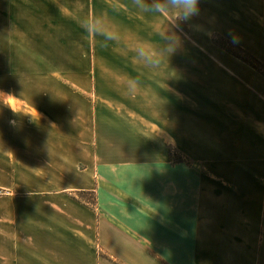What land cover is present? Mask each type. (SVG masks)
Instances as JSON below:
<instances>
[{
  "label": "crops",
  "instance_id": "1",
  "mask_svg": "<svg viewBox=\"0 0 264 264\" xmlns=\"http://www.w3.org/2000/svg\"><path fill=\"white\" fill-rule=\"evenodd\" d=\"M187 27L149 68L170 24L133 0H0V264H264V75L213 41L264 63V0Z\"/></svg>",
  "mask_w": 264,
  "mask_h": 264
},
{
  "label": "clouds",
  "instance_id": "2",
  "mask_svg": "<svg viewBox=\"0 0 264 264\" xmlns=\"http://www.w3.org/2000/svg\"><path fill=\"white\" fill-rule=\"evenodd\" d=\"M133 5L140 12L166 19L170 24V28L164 36L166 44L163 49H147L142 45H137L131 49L134 58L149 68H155L160 63L158 55L160 52L172 56L183 48L187 39L184 25L190 24L200 14V0H133ZM82 27L89 34L103 37L104 43L119 41L120 39L119 29L105 23L103 16L86 18L82 22ZM232 42H238L237 38L232 37ZM137 83L135 80H130L129 91H134ZM18 101L19 98L11 91L0 90V106L8 108L14 116L21 114L17 107ZM33 109L35 110L34 107ZM9 123L13 124L14 122L9 121Z\"/></svg>",
  "mask_w": 264,
  "mask_h": 264
},
{
  "label": "trees",
  "instance_id": "3",
  "mask_svg": "<svg viewBox=\"0 0 264 264\" xmlns=\"http://www.w3.org/2000/svg\"><path fill=\"white\" fill-rule=\"evenodd\" d=\"M214 43L220 46L230 55L234 56L235 58L239 59L240 61L244 62L245 64L249 65L256 71L264 75V63L261 62L252 54H250L249 52H247L242 47L234 44L233 42L221 36L215 37ZM181 161H183V159H181ZM78 196L79 199L87 200L88 202L90 200L93 206H95L97 203V198L95 193L83 192L80 193Z\"/></svg>",
  "mask_w": 264,
  "mask_h": 264
},
{
  "label": "rangeland",
  "instance_id": "4",
  "mask_svg": "<svg viewBox=\"0 0 264 264\" xmlns=\"http://www.w3.org/2000/svg\"><path fill=\"white\" fill-rule=\"evenodd\" d=\"M184 27H185V31L187 32V30H188V27H187V24L186 25H184ZM215 39V38H214ZM214 39H213V41H214ZM230 41V40H229ZM232 42V41H231ZM215 44V43H214ZM235 44V43H234ZM216 45V44H215ZM216 46H218V45H216ZM239 46V45H238ZM218 47H220V46H218ZM221 48V47H220ZM248 52V51H247ZM234 57V56H233ZM110 60V59H109ZM239 60V59H238ZM174 153V156H176V157H178L179 158V156H177V152H173ZM179 155V154H178ZM88 202V201H87ZM89 204H91L92 205V203H91V201L89 200V202H88Z\"/></svg>",
  "mask_w": 264,
  "mask_h": 264
}]
</instances>
